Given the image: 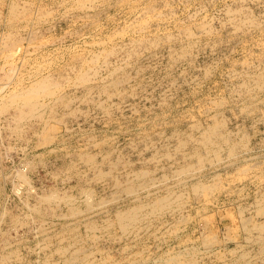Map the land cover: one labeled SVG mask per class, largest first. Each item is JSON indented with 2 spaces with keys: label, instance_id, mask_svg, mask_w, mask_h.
I'll use <instances>...</instances> for the list:
<instances>
[{
  "label": "rangeland",
  "instance_id": "rangeland-1",
  "mask_svg": "<svg viewBox=\"0 0 264 264\" xmlns=\"http://www.w3.org/2000/svg\"><path fill=\"white\" fill-rule=\"evenodd\" d=\"M260 78L264 0H0V264H264Z\"/></svg>",
  "mask_w": 264,
  "mask_h": 264
},
{
  "label": "bare ground",
  "instance_id": "bare-ground-1",
  "mask_svg": "<svg viewBox=\"0 0 264 264\" xmlns=\"http://www.w3.org/2000/svg\"><path fill=\"white\" fill-rule=\"evenodd\" d=\"M78 3V2H77ZM80 3V2H79ZM13 4V3H12ZM11 7H12V5H11ZM90 6L88 5V8H89ZM18 8V7H17ZM83 8H84V6H83ZM87 8V9H88ZM28 9V8H27ZM10 10V9H9ZM11 11V10H10ZM12 11H13V9H12ZM25 12V11H24ZM15 15V14H14ZM45 15V14H44ZM28 16V15H27ZM40 16V15H39ZM21 20V19H20ZM9 21V20H8ZM15 21V20H14ZM24 29V28H23ZM191 32V31H190ZM31 33H33V32H31ZM11 36V35H10ZM32 38H34V37H32ZM17 40V39H16ZM3 41V40H2ZM6 41V40H5ZM13 41H15V40H13ZM17 42V41H16ZM4 43V42H3ZM8 43V44H7ZM13 44V42L11 41V43H9V42H6L4 45H7V49H10L14 44H15V42H14V44ZM17 45V44H16ZM2 46H3V44H2ZM14 47V46H13ZM19 48H17V50H18ZM4 50V49H3ZM16 50V51H17ZM105 51V50H104ZM111 52V51H110ZM109 52H107V54H108ZM16 54H17V52H16ZM8 55H9V53H8ZM15 55V54H14ZM98 55V54H97ZM102 56V55H101ZM98 57V56H97ZM103 57V56H102ZM12 58V57H11ZM11 60V59H10ZM93 61H95V60H93ZM8 62V61H7ZM17 62V61H16ZM91 62H92V59H91ZM10 63V62H9ZM11 63H12V60H11ZM90 63V62H89ZM11 65H13V64H11ZM13 66H11V69H10V71H14L15 70V68L13 69L12 68ZM38 69H39V67H38ZM15 72V71H14ZM39 72V71H38ZM78 73V72H77ZM88 73V72H87ZM30 76V78L32 77V79L34 78V80L29 84V85H23L22 83H19V81L17 80V83H15V85H14V89H13V91L11 92V94H9L10 95V102H11V105L13 106H16V109H17V111L16 112H14V114L12 115V117L11 118H13V116H14V119L12 120L13 122H14V120L16 121V122H19V121H21V120H23V119H26V118H31L32 116H37V117H40V116H42L43 114H42V111H41V109L42 108H44V107H46V104H47V102H46V104H44V102H40V99H42V98H45V97H50V96H53V95H55L56 93H57V91H56V89H57V87H58V85H56V84H54L53 82H51V80H48V78L47 77H43V78H41V77H38L39 75H38V73H37V70H36V73H31V75H29ZM28 76V77H29ZM45 76V75H44ZM37 77V78H36ZM261 77V76H260ZM10 78H12V77H10ZM36 78V79H35ZM258 78V77H257ZM263 78V77H262ZM20 79H22V78H20ZM31 79V80H32ZM88 76H87V74H85V73H82V74H80V76L78 77V81H80V82H82V83H85V82H87L88 81ZM10 80V79H9ZM12 80V79H11ZM57 80V79H56ZM68 80V79H67ZM90 80V79H89ZM77 81V80H76ZM22 82V81H21ZM116 82V81H115ZM14 83V82H13ZM255 83V82H254ZM258 88H260V86L263 84V81H262V79L260 78V79H258ZM256 83V84H257ZM9 84V83H8ZM264 85V84H263ZM3 86V85H2ZM6 86V85H5ZM26 86V87H25ZM1 89V88H0ZM3 89V88H2ZM60 89V88H59ZM264 89V88H263ZM10 90H12V88L10 89ZM259 90H262V89H259ZM4 92V91H3ZM2 92V93H3ZM59 93V92H58ZM1 94V93H0ZM55 97V96H54ZM3 98V97H2ZM7 98H8V96H7ZM1 99V98H0ZM4 99V98H3ZM56 99V98H55ZM7 100V99H6ZM55 101V100H54ZM10 102H9V104H10ZM56 102V101H55ZM70 102H71V100H70ZM1 103H3V102H1ZM9 104H5V106L7 105H9ZM3 105V104H2ZM48 105V104H47ZM1 106V105H0ZM11 106V107H12ZM67 106V105H66ZM71 106V105H70ZM70 106H69V108H70ZM2 107H4V106H2ZM5 108V107H4ZM7 108V107H6ZM5 108V109H6ZM10 108V107H9ZM64 108H68V107H64ZM2 110V109H1ZM7 110V109H6ZM51 110V109H50ZM5 111V110H4ZM1 113V112H0ZM51 113V112H50ZM40 114H42V115H40ZM10 116V115H9ZM63 116V115H62ZM9 118V117H8ZM35 118V117H34ZM51 118H52V116H51ZM50 118V119H51ZM49 120V119H48ZM27 121H29L28 119H27ZM25 122V121H24ZM45 123H46V121H45ZM44 123V124H45ZM48 123V122H47ZM217 124V123H216ZM46 125V124H45ZM218 125V124H217ZM217 125L215 126V127H213L212 126V128L210 127V129H209V131H207L206 130V134L204 135V140H202V141H204V144H209V143H212V137L214 136V137H218V138H221L219 135V129H218V127H217ZM19 126V125H18ZM24 126V125H23ZM22 126V127H23ZM43 126V125H42ZM220 126V125H219ZM19 128V127H18ZM52 128V127H51ZM15 129H16V126H15ZM20 129H21V127H20ZM22 130V129H21ZM48 131V130H47ZM24 134V133H23ZM202 134V133H201ZM221 134H222V132H221ZM222 136V135H221ZM230 137V136H229ZM229 137H227V139L229 138ZM224 138H225V136H224ZM242 139V138H241ZM214 140H216V139H214ZM229 140V139H228ZM240 140V139H239ZM218 141V140H217ZM219 142H220V140H219ZM234 142V141H233ZM200 143V142H199ZM222 143H224L223 145H225V142H222ZM202 144H203V142H202ZM218 143H216V145H217ZM221 144V143H220ZM219 144V145H220ZM227 144V143H226ZM229 145H230V143H228ZM227 144V145H228ZM234 144V143H233ZM238 144V143H237ZM232 145V144H231ZM240 145V144H239ZM205 146V145H204ZM214 146H215V144H214ZM218 146V145H217ZM205 147H207V146H205ZM233 147H235L236 148V146H233ZM219 150V149H218ZM230 150H233V149H231L230 148ZM210 151V150H209ZM234 151V150H233ZM232 154V153H231ZM231 154H230V156H231ZM234 154V153H233ZM217 155V154H216ZM194 156V155H193ZM189 157H190V155H189ZM217 157V156H216ZM219 157V156H218ZM88 160H90V158L88 159ZM218 159H216V161H217ZM202 162V161H201ZM187 171V170H186ZM182 172V171H181ZM185 172V171H184ZM183 173V172H182ZM19 175V174H18ZM24 177V176H23ZM22 178V177H21ZM23 179V178H22ZM28 181V180H27ZM130 187H132V185L130 186ZM128 188H126V190H127ZM134 190V189H133ZM62 191V190H61ZM91 191V190H90ZM58 192V191H57ZM128 192V191H127ZM59 194V193H58ZM85 194V193H84ZM87 194V193H86ZM89 194V193H88ZM133 194V193H132ZM54 195H57V194H53V195H49V197H45V195H44V198H45V200H47L46 202H48V201H51L52 199H54ZM58 196V195H57ZM56 196V197H57ZM61 196H63V195H61ZM70 196V195H69ZM170 196V195H169ZM71 197V196H70ZM87 197H89V196H87ZM59 198H61V199H63L64 197H59ZM169 198V197H168ZM167 198V199H168ZM55 199H57V198H55ZM61 199H59V200H61ZM89 199V198H88ZM175 199V198H174ZM58 200V199H57ZM77 200V199H76ZM73 201V200H72ZM88 201V200H87ZM86 201V202H87ZM174 201V200H173ZM66 202V201H65ZM69 201H67V203H68ZM75 202V201H74ZM89 202V201H88ZM159 202H161V203H159ZM51 203V202H50ZM70 203H71V200H70ZM163 201L161 200V201H158L157 203H156V205L154 206V208H162V207H164L163 206ZM170 204V203H169ZM38 205V204H37ZM56 205V204H55ZM58 205V204H57ZM151 205V204H150ZM169 206H171V205H169ZM28 207V206H27ZM50 208V207H49ZM137 208H139V207H137ZM141 208V207H140ZM161 210V209H160ZM159 210V211H160ZM53 211V210H52ZM128 211V210H127ZM79 213V212H78ZM62 214V213H61ZM73 214V213H72ZM77 214V213H76ZM54 215V214H53ZM137 215H138V211L137 210H133V211H129V212H126V213H119L118 214V219H119V222H120V225H122V226H124V227H126L127 226V224L129 225L131 222H133V221H135L136 220V218H137ZM45 222V221H44ZM73 222V221H72ZM41 223H43V221L41 222ZM91 225V224H90ZM39 226V225H38ZM128 227V226H127ZM95 228V227H94ZM47 237V236H46ZM10 238V237H9ZM1 241V240H0ZM2 242V241H1ZM264 246V245H263ZM59 249V248H58ZM17 251V250H16ZM75 252V251H74ZM84 252V251H83ZM264 252V251H263ZM73 253V252H72ZM76 254H78V252L76 253ZM76 254H74V255H76ZM263 255V254H262ZM71 256H73V255H71ZM239 257V256H238ZM3 258V257H2ZM71 258H74V257H71ZM77 259V258H76ZM251 259V258H250ZM73 260V259H72ZM69 261V260H68ZM71 261V260H70ZM69 261V262H70ZM249 261V260H248ZM47 263V262H46ZM64 263V262H63ZM74 264V263H73Z\"/></svg>",
  "mask_w": 264,
  "mask_h": 264
}]
</instances>
